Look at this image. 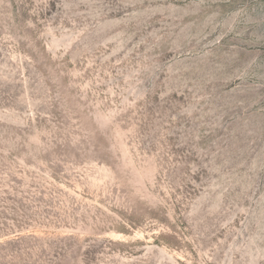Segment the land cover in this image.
<instances>
[{
  "label": "rangeland",
  "instance_id": "obj_1",
  "mask_svg": "<svg viewBox=\"0 0 264 264\" xmlns=\"http://www.w3.org/2000/svg\"><path fill=\"white\" fill-rule=\"evenodd\" d=\"M0 264H264V0H0Z\"/></svg>",
  "mask_w": 264,
  "mask_h": 264
}]
</instances>
